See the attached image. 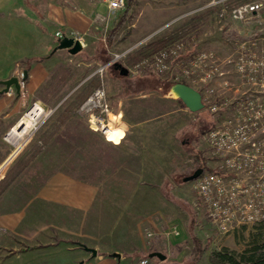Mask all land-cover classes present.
I'll use <instances>...</instances> for the list:
<instances>
[{"label":"crops","instance_id":"0c3cea01","mask_svg":"<svg viewBox=\"0 0 264 264\" xmlns=\"http://www.w3.org/2000/svg\"><path fill=\"white\" fill-rule=\"evenodd\" d=\"M92 18L91 14L73 13L56 0H0V82L12 78L16 66L27 72L19 95L2 93L0 85V181L10 175L15 186L13 192L10 186L0 194V256H5L0 258V264H138L152 252L165 255L174 247L173 242L166 244L157 236L152 241L154 246H147L141 240V223L147 221L156 228L157 223L151 222L150 216H167L173 207L170 200L176 198L177 190L172 189L166 175L172 163L169 155L176 153L173 147L180 132L193 130L187 124L175 123L176 117L191 114L183 105L168 109L169 102L150 91L121 99L129 103L131 111H118L121 118L125 114L124 121L120 122L121 128L117 127V139L103 143L112 153L110 157L108 152L103 154L105 172L92 181L80 180L71 172L41 174L37 169L40 153L30 152L29 163L21 165L18 161L24 155L22 146L6 138L30 104L37 105L39 90L57 67L65 66L76 73L81 66H103L109 62L101 50H95ZM56 30H62L69 38H82V51L76 55L67 50L54 51ZM138 78L143 83L149 81L143 76ZM62 91L65 93L66 89ZM147 103L155 104L154 117H147ZM132 111L144 117L137 120L131 116ZM163 126L166 128L161 140L159 129ZM69 129L85 137L89 132L84 126ZM162 143L171 144V151L168 146L163 149ZM79 159L76 163L71 155L64 156L55 164L59 166L61 163L57 162L63 161L62 166L82 165L83 156ZM8 166L11 169L3 174ZM15 166L18 170L11 174ZM88 182L93 184L87 185ZM39 183L47 185L42 187ZM59 183L66 187L62 189ZM78 183L81 186L72 188ZM82 246L95 250L96 256ZM8 248L15 252L8 253ZM165 257L164 261L147 259L149 264H169L168 256ZM174 260L180 263L178 258Z\"/></svg>","mask_w":264,"mask_h":264},{"label":"rangeland","instance_id":"374dc122","mask_svg":"<svg viewBox=\"0 0 264 264\" xmlns=\"http://www.w3.org/2000/svg\"><path fill=\"white\" fill-rule=\"evenodd\" d=\"M56 3L78 15L91 14L95 27V43H93L95 50H101L108 61L115 54L130 50L122 59L126 67L131 66L126 62L128 58L135 56L149 44L165 39L167 44L161 50L176 43L183 44L182 50H186L185 54L179 58V65L175 64L174 72H180L184 68L187 70L190 67L191 58L204 53L210 55L211 60L226 73L228 81L236 84L238 75L235 63L239 50L245 48L243 50L248 49L253 52L252 50H260L264 47V0H126L123 9L111 17L102 0H56ZM256 5L259 6L257 9L249 10V7ZM103 8H105L104 13L101 12ZM60 31L65 34L62 30ZM67 33L69 35L71 32ZM150 36L149 40L139 44ZM112 67H106L100 77L99 74H94L100 66L90 63L87 67H79L76 73L71 70V79L65 84L66 87L57 88V93L53 94L52 91L42 93V90H39L36 96L37 105L30 104L25 117L23 115L22 118H24H21L11 131L12 134L20 137L17 144L23 139L21 144L24 155L18 161L21 165L25 162L29 163L28 157L31 153L34 155L40 153L37 169H40L41 174L71 172L80 180L92 181L98 174L105 172L103 154L108 152L107 155L110 157L112 150L103 143L109 139H105L99 132H95L98 135L91 134L90 132L93 131L88 127L85 115L80 111L82 103L95 88L101 86V83L107 93L111 110L116 114L119 110L131 111L129 103L121 99L138 96L147 91L158 94L162 100L169 102L168 109L182 105L179 101L166 97L169 87L176 84L170 81L169 74L146 73L142 75L145 78L143 80H149L151 85H145L149 81L143 83L139 76H132L129 73L127 77H121ZM70 81L72 83L69 84ZM219 82L220 79H213L205 85L188 84L201 94L211 86L215 89V94L223 96L225 92L218 87ZM158 87H162L163 91H159ZM63 89H66L65 93ZM154 105L145 104V112L150 111L146 114L147 117L155 116ZM123 115L120 121H124ZM131 116L139 120L144 117V114L136 115L132 111ZM220 120L222 116L212 115L205 108L197 113L182 114L175 119L178 126L187 124L193 129L180 132L178 140L176 139L174 147L172 146L176 153L172 157L169 155L172 163L169 164L166 175L171 181L172 189L177 190V195L170 200L174 204L170 202L173 207L170 208L167 216L161 218L157 215L150 216L151 222L153 220L157 223L156 228L147 221L141 223V240L144 243L147 242V246H154L152 241L155 236L163 238L166 244L174 243V247H170L173 249L165 254L169 258V264H172L175 258H178L180 263L173 262V264H211L208 257L212 252L226 249L238 256L251 250L254 245L263 243L264 222L241 226L226 234L218 233L208 221L204 207L197 200L192 189L193 181L182 182L183 178L198 167H205V171L215 168L217 160L211 157L205 135L210 127ZM81 126L89 131L87 137L71 133L69 129ZM117 127L121 128V124ZM165 128L163 126L159 129L162 133L161 140ZM166 133L167 130L165 135ZM12 134L9 141L14 144ZM162 146L163 149L167 146L170 151L172 149L171 144L162 143ZM196 152L201 154L200 161L195 159ZM70 155L76 163L83 156L82 165L62 166L63 161L57 162L61 163L59 166L55 164L58 158L62 159ZM9 166L3 174L8 168L11 169ZM17 170V166L13 167L11 174ZM12 178L13 176L8 175L0 181V194L10 186L11 192L15 190V186L11 183ZM81 184L72 185V188H77ZM92 184L87 183V185ZM46 185V183H39L42 187ZM58 185L62 189L66 187L64 183ZM170 228H176L178 235L168 237L161 235ZM147 231L154 234L152 238L147 237ZM157 232L160 236L156 235ZM192 236L200 241L202 249L200 255L196 254ZM29 249L33 248L24 247V250ZM7 252L15 251L8 248Z\"/></svg>","mask_w":264,"mask_h":264},{"label":"built area","instance_id":"2783aa9c","mask_svg":"<svg viewBox=\"0 0 264 264\" xmlns=\"http://www.w3.org/2000/svg\"><path fill=\"white\" fill-rule=\"evenodd\" d=\"M102 1L107 7L109 17L123 9L126 4V0ZM258 7L252 6L249 10ZM64 37L67 36L60 30L54 32L57 41ZM150 38L151 36L147 37L139 44ZM73 39L78 40L84 48L82 38ZM182 49L183 44H172L126 67L122 59L130 52L128 50L115 54L94 74L101 77L106 67L121 63L132 76H142L149 72L165 73L169 74L171 82L187 86H190L188 83L205 85L213 79H220L218 87L225 92L223 96L215 94V89L211 86L203 94L198 91L204 108L212 115L222 116V120L215 122L205 135L211 157L217 160L216 166L213 170L203 171L193 181L192 189L204 207L208 221L220 234H226L241 226L264 222V47L252 50L253 52L243 50L245 48L239 50L237 62L235 61L238 75L236 84L228 81L226 73L211 60L210 55L204 53L192 57L187 70L184 68L180 72H174L175 64L179 65V58L185 54L186 50ZM23 72L19 66L13 72V77L19 83L20 93L25 86ZM6 93L9 96L16 94L13 86ZM166 97L173 99L170 92ZM80 111L85 115L90 130L101 133L104 138L111 124L114 127L120 126L121 116L112 112L102 83L85 99ZM112 114L116 117L114 122L111 121ZM11 131L6 135L8 140ZM21 141L18 142V147L22 146ZM162 234L166 237L177 236L178 231L170 228ZM153 235L147 231L148 238ZM148 263L147 258L138 262Z\"/></svg>","mask_w":264,"mask_h":264},{"label":"trees","instance_id":"16d2710c","mask_svg":"<svg viewBox=\"0 0 264 264\" xmlns=\"http://www.w3.org/2000/svg\"><path fill=\"white\" fill-rule=\"evenodd\" d=\"M166 44H167V40L165 39L153 42L148 46L142 48L140 51H138V53H136L135 56L128 58L126 62L128 65H133L136 62L146 57H149L154 53H157L163 47H165ZM71 77H72V73L70 68L65 66L57 67L53 72V74L51 75L49 81L41 89L42 93H47L51 91L53 92V94L57 93L58 91H56V89L65 86V84H67V82L71 79ZM200 157L201 154L196 152L195 159L197 161L198 160L200 161ZM197 169H201L202 171H205L206 168L201 166L198 167ZM192 241L196 248V254L200 255L202 253L200 241L195 236H192ZM262 242H263L262 244L261 243L256 244L251 250L238 256L235 253L230 252L226 249L212 252L208 257L209 262L211 264H264V240ZM147 257L148 255L145 256V258Z\"/></svg>","mask_w":264,"mask_h":264},{"label":"water","instance_id":"95a60500","mask_svg":"<svg viewBox=\"0 0 264 264\" xmlns=\"http://www.w3.org/2000/svg\"><path fill=\"white\" fill-rule=\"evenodd\" d=\"M56 50H67L69 54L76 55L82 51L81 44L78 40H75L73 38L64 37L57 41V46L54 49ZM113 69L118 71L119 75L121 77H127L128 71L127 69L122 66L120 63H114ZM23 78L26 80L27 78V72H23ZM0 85L3 86L2 93L8 92L10 87H14L15 92L17 95L20 94V86L16 78L12 77L7 81L0 82ZM159 91H163L162 87H158ZM169 92L171 93L174 100L179 101L184 108H186L190 113H197L204 109V105L202 103V97L199 92L194 90L193 88L184 85V84H174L170 86ZM203 171L201 169H196L190 176H187L183 179L184 183L194 181L196 178L200 176V174ZM82 248L88 252L91 253L92 256H96V252L93 249L87 248L85 246H82ZM150 259L156 258L160 261H164L166 259L165 255L159 253V252H152L148 255Z\"/></svg>","mask_w":264,"mask_h":264},{"label":"bare ground","instance_id":"6f19581e","mask_svg":"<svg viewBox=\"0 0 264 264\" xmlns=\"http://www.w3.org/2000/svg\"><path fill=\"white\" fill-rule=\"evenodd\" d=\"M111 121H116V117L114 115H111ZM117 127L112 126V124L108 127L107 132H106V137L109 140L113 141L117 139V130L115 129ZM12 134V132H11ZM13 136V142L16 145L17 141L20 139L17 135L12 134ZM12 139V138H11Z\"/></svg>","mask_w":264,"mask_h":264},{"label":"flooded vegetation","instance_id":"af4514ba","mask_svg":"<svg viewBox=\"0 0 264 264\" xmlns=\"http://www.w3.org/2000/svg\"><path fill=\"white\" fill-rule=\"evenodd\" d=\"M195 170H196V169H195ZM195 170H194V171H195ZM194 171H192V173H193ZM192 173H191V174H192ZM191 174H190V175H191ZM190 175H188V176H190Z\"/></svg>","mask_w":264,"mask_h":264}]
</instances>
